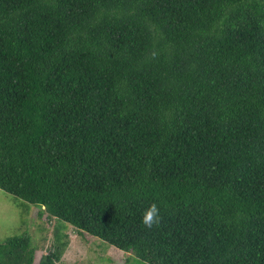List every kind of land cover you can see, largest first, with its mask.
<instances>
[{
  "label": "trees",
  "instance_id": "trees-1",
  "mask_svg": "<svg viewBox=\"0 0 264 264\" xmlns=\"http://www.w3.org/2000/svg\"><path fill=\"white\" fill-rule=\"evenodd\" d=\"M0 189L58 220L37 264L66 224L146 264H264V0H0Z\"/></svg>",
  "mask_w": 264,
  "mask_h": 264
},
{
  "label": "rangeland",
  "instance_id": "rangeland-1",
  "mask_svg": "<svg viewBox=\"0 0 264 264\" xmlns=\"http://www.w3.org/2000/svg\"><path fill=\"white\" fill-rule=\"evenodd\" d=\"M22 201L0 189V242L5 238L28 233L37 248L36 260L54 241L58 220L47 213L39 214L35 205L24 207ZM60 241L67 244L60 264H146L127 252L86 232L66 224L60 227Z\"/></svg>",
  "mask_w": 264,
  "mask_h": 264
},
{
  "label": "clouds",
  "instance_id": "clouds-1",
  "mask_svg": "<svg viewBox=\"0 0 264 264\" xmlns=\"http://www.w3.org/2000/svg\"><path fill=\"white\" fill-rule=\"evenodd\" d=\"M161 219L159 207L153 203L150 207L145 209L142 216V224L144 227L151 229L154 226H158Z\"/></svg>",
  "mask_w": 264,
  "mask_h": 264
}]
</instances>
